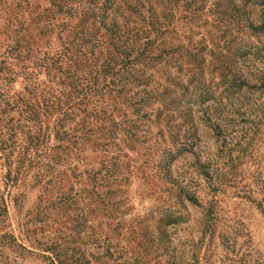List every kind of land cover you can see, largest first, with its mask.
Returning a JSON list of instances; mask_svg holds the SVG:
<instances>
[{
    "label": "trees",
    "instance_id": "obj_1",
    "mask_svg": "<svg viewBox=\"0 0 264 264\" xmlns=\"http://www.w3.org/2000/svg\"><path fill=\"white\" fill-rule=\"evenodd\" d=\"M235 1L217 0L215 12L233 16L250 0ZM201 25L202 0H0L1 181L39 188L33 218L46 227L38 246L46 264H147L120 236L145 255L165 250L170 205L157 236L148 218L129 215L136 158L157 148L158 135L164 142L194 128L202 94L264 90V73L247 64L256 46L234 36L207 46L193 38ZM247 28L264 32V21ZM175 141L176 151L193 146ZM162 155L157 166L171 178L170 160L162 164L171 149ZM7 215L0 195V223Z\"/></svg>",
    "mask_w": 264,
    "mask_h": 264
},
{
    "label": "rangeland",
    "instance_id": "obj_2",
    "mask_svg": "<svg viewBox=\"0 0 264 264\" xmlns=\"http://www.w3.org/2000/svg\"><path fill=\"white\" fill-rule=\"evenodd\" d=\"M216 1L202 0V25L196 28L198 33L193 38L208 46L214 39L222 42L234 36L254 45L258 53L249 55L248 69L264 73V32L247 28V20L264 21V4L260 0L246 1L231 16L224 11V3L219 9L224 13H216ZM235 2L240 4V0ZM29 4L40 5V0H29ZM205 77L208 78V71ZM14 88L20 89V84ZM194 110V128L184 136L180 129L172 140L165 133L164 142L158 135L154 138L157 148L136 158L140 172L131 178L129 187L133 207L129 215L148 218L145 222L153 235L162 208L167 204L174 210L168 224L163 222L167 239L159 244L165 250L159 248L145 255L122 236L114 241L140 254L138 263L264 264V90L202 94V103L195 105ZM157 131L152 129L153 134ZM173 140H187L193 146L176 151L179 145ZM164 149H171L172 155L165 156L162 164L170 160L171 178L194 193L196 202L181 194L174 181L157 166L164 158ZM130 155L135 157L132 152ZM0 195L8 202L7 219L0 223V241L4 243L0 245H6L0 247V264H46L38 247L40 230L46 227L33 218L39 188L32 186L29 179L6 188L0 170ZM5 233L7 238L1 239ZM154 244L157 246V239Z\"/></svg>",
    "mask_w": 264,
    "mask_h": 264
}]
</instances>
